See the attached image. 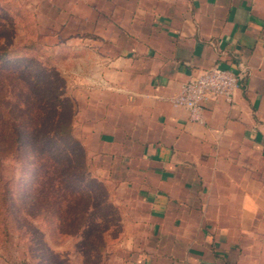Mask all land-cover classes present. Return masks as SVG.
Listing matches in <instances>:
<instances>
[{
  "label": "crops",
  "instance_id": "obj_1",
  "mask_svg": "<svg viewBox=\"0 0 264 264\" xmlns=\"http://www.w3.org/2000/svg\"><path fill=\"white\" fill-rule=\"evenodd\" d=\"M82 4L111 41L82 138L101 182L130 189L147 208L152 249L135 263L242 264V233L230 224L264 182V0ZM213 67L240 74L239 86L191 123L169 100Z\"/></svg>",
  "mask_w": 264,
  "mask_h": 264
},
{
  "label": "rangeland",
  "instance_id": "obj_2",
  "mask_svg": "<svg viewBox=\"0 0 264 264\" xmlns=\"http://www.w3.org/2000/svg\"><path fill=\"white\" fill-rule=\"evenodd\" d=\"M82 1L0 0L1 116L10 109L11 122L20 128L25 118L31 125L41 114L48 120L57 115L69 119L80 148L74 162L64 143L55 145L67 156L56 177L63 173L59 180L67 181L64 172L77 167L84 179L76 193L63 189L58 195V178L47 175L37 181L43 193L33 194L37 177L54 169L49 155L36 163L24 150L11 157L1 150L0 169H10L12 176L15 220L6 241L0 239V264H136L138 255L152 249L147 208L130 189L101 182V170L92 169L91 139L82 138L83 120L92 112L89 90L106 60L101 50L111 43L97 32L106 24H93L91 7ZM55 95L59 101L51 100ZM47 150L50 156L55 152L52 146ZM257 186L258 197L244 206L241 223L230 224L235 234L242 233V264H264V182ZM65 198L72 199L78 218L58 220L54 205Z\"/></svg>",
  "mask_w": 264,
  "mask_h": 264
},
{
  "label": "trees",
  "instance_id": "obj_3",
  "mask_svg": "<svg viewBox=\"0 0 264 264\" xmlns=\"http://www.w3.org/2000/svg\"><path fill=\"white\" fill-rule=\"evenodd\" d=\"M3 53L6 52L3 51ZM47 98H50L49 94L47 95ZM58 98V95H55L51 100L59 101ZM41 105L42 103H40V106ZM53 107L55 108L56 105L54 104ZM8 112L9 113L5 118L1 116L0 111V155L2 154V149H4L5 155L9 157L16 154L19 150H24V156L30 154V157H32L36 163L45 161L44 158L46 155H49V162H51V166L54 167L52 173L46 172L44 173V176L42 174L37 177L36 181H34L36 182V185H34L33 194H40L41 191L43 193L45 188L40 189L41 185L39 184L41 183L37 184V181L39 182V180L45 179L47 175H50L57 180L58 177H56V174L59 170L60 161L67 158L66 155L64 156L62 154V149L55 148L56 144L64 143V146L69 148V157H71L74 162L77 160V152L80 145L78 146L77 140H75L76 138L73 136L72 123L69 119H65L59 115L48 120L45 115L41 114V117H38L36 119L37 121L35 123L32 122L31 125H29V122H26V118L25 120L22 118L26 125H24V128H20L14 123V120L12 121L13 123L11 122L12 117L10 109ZM50 146L55 149L54 154L51 156L47 150V147ZM7 168H10V166ZM75 168L77 169V167H74L73 170L67 169V172H64V176L68 178L67 181L59 180L63 173L59 176L57 180L59 182L57 183V189L55 190L58 195L61 191H64L63 189H65L68 194L76 193L77 190H79V185L84 180L82 177L83 172L81 175V173ZM35 179L36 178H34V180ZM11 182L12 176L10 174V169H8L7 173H4V171L0 169V239H2V241H6L8 230L11 227L12 222L15 220L11 199ZM66 184L69 185V188ZM52 185L53 187L56 186L54 182ZM37 202L41 203L43 201ZM54 206L57 211L58 220H61V218L65 216L69 217V221L75 217H79L78 212L72 210V206H74L72 199L65 198L62 202L58 201L57 204L55 203ZM62 209L64 210L62 211Z\"/></svg>",
  "mask_w": 264,
  "mask_h": 264
},
{
  "label": "built area",
  "instance_id": "obj_4",
  "mask_svg": "<svg viewBox=\"0 0 264 264\" xmlns=\"http://www.w3.org/2000/svg\"><path fill=\"white\" fill-rule=\"evenodd\" d=\"M240 79L238 73L213 67L186 81L169 101L174 107L187 111L189 122L201 125L205 105L218 99L232 101Z\"/></svg>",
  "mask_w": 264,
  "mask_h": 264
}]
</instances>
